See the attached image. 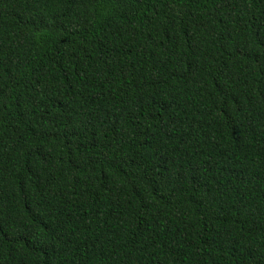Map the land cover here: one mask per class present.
I'll list each match as a JSON object with an SVG mask.
<instances>
[{
    "label": "trees",
    "instance_id": "1",
    "mask_svg": "<svg viewBox=\"0 0 264 264\" xmlns=\"http://www.w3.org/2000/svg\"><path fill=\"white\" fill-rule=\"evenodd\" d=\"M0 264H264V0H0Z\"/></svg>",
    "mask_w": 264,
    "mask_h": 264
}]
</instances>
